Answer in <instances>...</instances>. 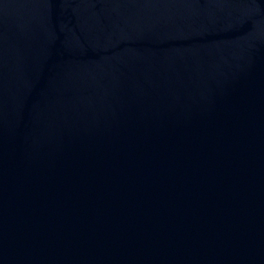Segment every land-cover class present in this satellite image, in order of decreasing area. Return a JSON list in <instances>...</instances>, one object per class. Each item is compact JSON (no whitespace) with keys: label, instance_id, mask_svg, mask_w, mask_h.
<instances>
[{"label":"water","instance_id":"1","mask_svg":"<svg viewBox=\"0 0 264 264\" xmlns=\"http://www.w3.org/2000/svg\"><path fill=\"white\" fill-rule=\"evenodd\" d=\"M0 264H264V0H0Z\"/></svg>","mask_w":264,"mask_h":264}]
</instances>
